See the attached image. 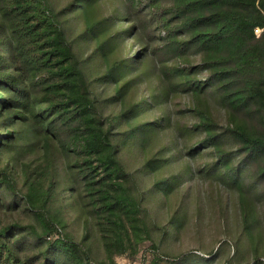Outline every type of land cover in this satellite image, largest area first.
Returning <instances> with one entry per match:
<instances>
[{
  "label": "trees",
  "instance_id": "trees-1",
  "mask_svg": "<svg viewBox=\"0 0 264 264\" xmlns=\"http://www.w3.org/2000/svg\"><path fill=\"white\" fill-rule=\"evenodd\" d=\"M258 26L264 0H0V264H264Z\"/></svg>",
  "mask_w": 264,
  "mask_h": 264
},
{
  "label": "rangeland",
  "instance_id": "rangeland-1",
  "mask_svg": "<svg viewBox=\"0 0 264 264\" xmlns=\"http://www.w3.org/2000/svg\"><path fill=\"white\" fill-rule=\"evenodd\" d=\"M155 34L158 35L159 32L157 30H155ZM134 44H137V43H134ZM83 48H84V52L85 54L84 55H89L92 50L94 49L93 46H86V43H83ZM85 46V47H84ZM137 46H140V45H137ZM82 48V47H81ZM206 71L202 74L203 76H205L206 74ZM4 131V130H2ZM238 161L241 159V157H237ZM242 166H244V164H242ZM207 180L205 179H199V180H195L193 183L194 185L196 184V186L198 187H201L202 189H205L208 185V182H205ZM250 181V180H249ZM251 182V181H250ZM262 183V182H261ZM200 185V186H199ZM262 186H263V183H262ZM261 186V188H262ZM263 189V188H262ZM190 206L193 204V206L196 205L195 202H189ZM200 204L203 206V208L206 206V203H205V200H204V197L203 199L201 200ZM205 213L204 215L202 216V219H204L206 222V226L203 227V237H204V240L205 241H209L211 240L213 237H215V235H217V229L219 228L218 226H215L217 225L216 223H214V220H211V217L210 214H206V212H209L208 210L204 209ZM261 211L263 212L264 214V201L261 205ZM210 213V212H209ZM233 220L230 219H226V223L228 222H232ZM209 223L211 225H209ZM73 227L74 229L77 231L78 235H80V232H81V227H80V224L79 223H75L73 224ZM224 235H220L219 237H223ZM189 238H193L191 235L189 237H187V239ZM195 240H190V243L194 242ZM196 244V243H194ZM145 247L146 246H143L141 251L139 252V254L137 255V257H132L128 254H125V255H121V256H117L116 257V264H141L143 261L145 262V264H149V260L150 258L152 257V254L150 252V250H146L145 251Z\"/></svg>",
  "mask_w": 264,
  "mask_h": 264
},
{
  "label": "built area",
  "instance_id": "built-area-1",
  "mask_svg": "<svg viewBox=\"0 0 264 264\" xmlns=\"http://www.w3.org/2000/svg\"><path fill=\"white\" fill-rule=\"evenodd\" d=\"M264 30V27L258 26L255 28V32L257 33V35H260Z\"/></svg>",
  "mask_w": 264,
  "mask_h": 264
}]
</instances>
